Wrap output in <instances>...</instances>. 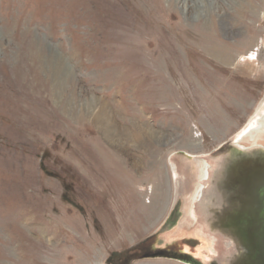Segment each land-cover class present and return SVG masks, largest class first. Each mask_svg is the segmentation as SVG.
<instances>
[{
	"label": "rangeland",
	"instance_id": "1",
	"mask_svg": "<svg viewBox=\"0 0 264 264\" xmlns=\"http://www.w3.org/2000/svg\"><path fill=\"white\" fill-rule=\"evenodd\" d=\"M263 81L264 0H0V264H114L144 238L219 258L195 190Z\"/></svg>",
	"mask_w": 264,
	"mask_h": 264
},
{
	"label": "water",
	"instance_id": "2",
	"mask_svg": "<svg viewBox=\"0 0 264 264\" xmlns=\"http://www.w3.org/2000/svg\"><path fill=\"white\" fill-rule=\"evenodd\" d=\"M212 158L199 195L198 228L206 223L203 231L224 242V247L219 258L208 253L207 261L190 254L176 259L189 264H258L264 260V146L228 142ZM174 209L161 232L175 225L180 213ZM162 243L166 244L156 238V245Z\"/></svg>",
	"mask_w": 264,
	"mask_h": 264
},
{
	"label": "flooded vegetation",
	"instance_id": "3",
	"mask_svg": "<svg viewBox=\"0 0 264 264\" xmlns=\"http://www.w3.org/2000/svg\"><path fill=\"white\" fill-rule=\"evenodd\" d=\"M260 84L262 85V88L264 87V81L260 82ZM264 90V88H263ZM264 93V92H263ZM255 112L251 113L250 117L246 118V121L243 123V125L245 126L251 119H253V117H258L256 119L255 122H253V126L250 129V132L248 134H246V136L242 137V141L245 140H250V138L252 137L253 134H251L253 131L255 130H262L264 131V96H263V100L262 102H260L259 104L256 105L255 107ZM243 126V127H244ZM260 132V131H259ZM234 137H231V142H235L236 140H234ZM260 145V144H259ZM263 146V145H262ZM184 154V153H183ZM181 154V156L183 158H185L186 160H189L190 157H186L185 154L183 155ZM175 160V159H174ZM176 161V160H175ZM180 164V163H179ZM193 166L188 164V169H187V179H191L194 171H193ZM190 183V181H188V184ZM177 203H179V201H176ZM174 208H177L176 203ZM173 208V212H175V209ZM171 213V211L168 213V215ZM167 215V217H168ZM174 226H172L173 228ZM184 242L185 244H182L181 247L177 248L174 247L172 245L169 244H155L156 238H144L140 241H137L136 243H134L132 245V247L130 249H127L126 251L123 252V255H119V253H112L107 261L109 263H114V264H127L129 262H133V261H138V260H143V259H150V258H169V259H176V257L180 258V257H187L186 255H192V253H190L189 251H186L184 249V246L187 247L188 250H190L189 245H191L192 243H194V239L189 238L186 239L184 238ZM191 240V241H190ZM190 241V242H189ZM258 264H264V260H262V258H260V261L258 262Z\"/></svg>",
	"mask_w": 264,
	"mask_h": 264
},
{
	"label": "bare ground",
	"instance_id": "4",
	"mask_svg": "<svg viewBox=\"0 0 264 264\" xmlns=\"http://www.w3.org/2000/svg\"><path fill=\"white\" fill-rule=\"evenodd\" d=\"M99 110H100V112L95 116V120H98V122H99V124H100V127H101V129L103 130V132L108 136V138H110V139H115V138H118V137H120L119 136V131L118 130H116L114 127H113V125L109 122V120H108V109L105 107V106H103V105H101L100 107H99ZM259 117V116H258ZM258 117H253V119H251L244 127H242L241 129H240V131L236 134V135H234V140H236V142L239 144V141H241L242 140V137L243 136H246V134H248L249 132H250V129L252 128V126H253V122H255L256 121V119L258 118ZM127 135V134H126ZM113 136V137H112ZM115 136V137H114ZM127 137V136H126ZM121 138V137H120ZM115 141V140H114ZM116 143H118V142H116ZM118 145H119V143H118ZM208 168H209V165H207V164H205L204 165V168L202 169V170H200L201 172H202V175H201V178H200V182H199V184H197V186H196V190H195V196L197 197V198H199V195H200V193L202 192V189H203V184H202V180H206V175L208 174ZM205 225V226H204ZM202 226L204 227V228H202ZM202 226H201V229H199V228H197L196 227V229H198V233H199V235H201L200 234V232H202V233H204V234H206L204 231H203V229H205V228H207V226H206V223H202ZM182 231H184V232H189V231H185L184 229L182 230ZM191 231H193V232H196L197 230H195V229H192ZM200 231V232H199ZM209 235V234H208ZM210 236V235H209ZM190 242V241H189ZM202 242V241H201ZM202 245V244H201ZM202 249H204V250H206V249H208V246H204L203 247V245H202ZM205 252H207V250L206 251H200V253L201 254H203V256L204 257H208V254L207 253H205Z\"/></svg>",
	"mask_w": 264,
	"mask_h": 264
}]
</instances>
